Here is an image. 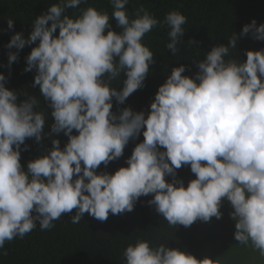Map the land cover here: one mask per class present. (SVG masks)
Wrapping results in <instances>:
<instances>
[{
	"label": "clouds",
	"instance_id": "clouds-1",
	"mask_svg": "<svg viewBox=\"0 0 264 264\" xmlns=\"http://www.w3.org/2000/svg\"><path fill=\"white\" fill-rule=\"evenodd\" d=\"M84 2L52 4L36 17L27 40L16 33L6 45L19 51L39 41L26 57L24 71L36 69L33 87L39 86L52 109L51 132L63 131L68 143L61 151L53 140L47 155L22 169L21 145L26 138L40 142L45 113L33 111L39 104L34 97L18 105L16 92L5 87L0 74V255L8 254L6 241L23 239L37 224L50 230L73 210V224L85 213L103 222L109 213L131 212L139 197L153 194L148 203L170 226L184 227L197 219H220L221 199L227 198L234 209L235 240L250 243L264 257V49L246 51L243 63L225 60L237 44L233 34L228 46L213 47L198 63L194 79L182 76L184 66L173 68L147 118L130 109L117 117L110 111L112 98L123 104L143 87L153 63L152 51L142 43L145 34L166 25V48L175 55L187 18L171 11L159 21L141 5L129 19V0H110L111 18L122 29L117 34L106 11L89 6L76 18L64 14ZM7 27L13 28L12 19ZM249 33L264 41V24L253 20L240 35ZM17 58L9 52V66ZM121 74L123 87L117 91L111 82ZM142 127L144 140L127 159L128 167L97 175L102 163L107 166L123 155ZM74 129L78 135H71ZM182 165H190L196 179L186 188L179 180L167 183L164 177H175ZM123 257L125 264H219L165 244L152 247L147 240L129 244Z\"/></svg>",
	"mask_w": 264,
	"mask_h": 264
},
{
	"label": "trees",
	"instance_id": "trees-1",
	"mask_svg": "<svg viewBox=\"0 0 264 264\" xmlns=\"http://www.w3.org/2000/svg\"><path fill=\"white\" fill-rule=\"evenodd\" d=\"M60 2L61 0H0V74L6 78L5 87L16 92L18 105L34 97L39 100V104L34 105L33 111L45 113L40 142L34 137L26 138L21 145L19 162L25 171L30 161L45 156L52 150L53 140L59 141L62 151L68 143V137L63 131L51 132V125L54 123L52 109L43 99L39 86L33 87L36 69L24 71L27 67L26 57L38 46L39 41L26 45L19 51L14 47L9 49L6 45L16 33H21L27 40L36 17L45 14L52 4ZM141 5L159 21H163L171 11L180 12L187 18L186 24L182 26L185 32L175 55L166 48L170 30L166 25L158 24L145 34L142 43L152 51L153 63L149 65L143 87L134 91L123 104L112 98L110 111L117 117L122 110L130 109L134 113L143 112L147 118L158 88L171 75L173 68L184 66L186 70L182 76L194 79L199 71L198 63L206 59L213 47L228 46V39L233 34L237 37V44L235 49H230L225 60L235 59L243 63L246 61V51L264 49V41L254 39L251 33L240 35L242 28L253 20L257 26L264 24V0H129L125 6L129 19L135 18L134 14ZM89 6L108 12L110 29L117 34L122 31L115 19L111 18L113 8L110 0H85L77 8L66 9L64 14L76 18ZM9 19L13 20L11 30L7 27ZM108 30L105 29V35ZM58 33L59 29L54 36H58ZM9 52L17 53L18 57L10 66ZM123 79L121 74L111 82V86L120 91ZM118 122L117 120L116 123ZM144 130L142 127L137 136L129 140L121 157L110 161L107 166L102 163L95 173L111 175L121 167H128L126 161L134 148L143 142ZM71 135H78L77 130L74 129ZM157 148L158 151H166L162 146ZM175 173V177L166 175L165 181L172 183L174 179L179 180L186 188L191 180L196 179L190 165H182L175 169ZM75 178L76 176L73 177ZM152 199L153 194L141 196L134 203L131 212L119 215L109 213L107 220L103 222L85 213L79 223L73 224L70 222L75 215L73 210L54 221L55 227L50 230L42 231L37 224L23 239L15 238L11 242H5L8 254L0 255V264H125L124 249L137 240H147L152 247L165 244L170 249L186 252L200 260L198 231L205 221L197 219L189 227L180 224L170 226L156 211V206L148 203Z\"/></svg>",
	"mask_w": 264,
	"mask_h": 264
},
{
	"label": "rangeland",
	"instance_id": "rangeland-1",
	"mask_svg": "<svg viewBox=\"0 0 264 264\" xmlns=\"http://www.w3.org/2000/svg\"><path fill=\"white\" fill-rule=\"evenodd\" d=\"M219 211L221 218L211 217L198 231L200 260L207 257L219 264H264V257L249 245L239 244L234 238V211L227 198H222Z\"/></svg>",
	"mask_w": 264,
	"mask_h": 264
}]
</instances>
